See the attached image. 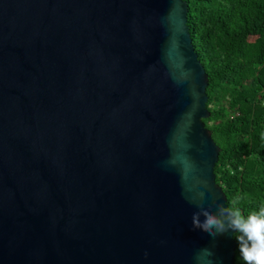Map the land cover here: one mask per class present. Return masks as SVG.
Segmentation results:
<instances>
[{
    "label": "water",
    "instance_id": "95a60500",
    "mask_svg": "<svg viewBox=\"0 0 264 264\" xmlns=\"http://www.w3.org/2000/svg\"><path fill=\"white\" fill-rule=\"evenodd\" d=\"M187 10L0 0V264H234L191 223L229 204Z\"/></svg>",
    "mask_w": 264,
    "mask_h": 264
},
{
    "label": "trees",
    "instance_id": "16d2710c",
    "mask_svg": "<svg viewBox=\"0 0 264 264\" xmlns=\"http://www.w3.org/2000/svg\"><path fill=\"white\" fill-rule=\"evenodd\" d=\"M187 25L208 76L210 116L220 147L216 182L229 206L264 202V0H186ZM234 264H245L235 238Z\"/></svg>",
    "mask_w": 264,
    "mask_h": 264
},
{
    "label": "clouds",
    "instance_id": "9594fccd",
    "mask_svg": "<svg viewBox=\"0 0 264 264\" xmlns=\"http://www.w3.org/2000/svg\"><path fill=\"white\" fill-rule=\"evenodd\" d=\"M201 184L203 190L189 198V203L197 209L191 216L193 228L201 229L213 238L232 230L245 264H264V202L245 214L240 206L241 198L233 200L231 206L219 203L215 197L206 195L211 192L206 182Z\"/></svg>",
    "mask_w": 264,
    "mask_h": 264
}]
</instances>
